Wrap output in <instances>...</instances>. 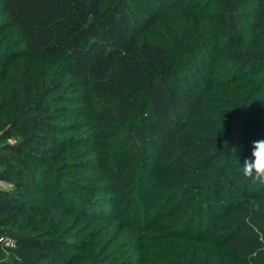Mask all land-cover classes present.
I'll return each instance as SVG.
<instances>
[{
	"label": "trees",
	"instance_id": "trees-1",
	"mask_svg": "<svg viewBox=\"0 0 264 264\" xmlns=\"http://www.w3.org/2000/svg\"><path fill=\"white\" fill-rule=\"evenodd\" d=\"M133 1L4 0V7L34 51L48 56L61 55L66 58L71 72L89 78L90 90L103 103L98 116L99 126L104 130L108 124L120 126L118 132L122 133L120 137H123L124 144L134 148L135 168L148 151L149 157L163 163L162 170L174 175L173 179L167 180L168 183L160 180L150 186L152 194L146 195L145 204L153 199L154 209L145 205L140 213L136 199H125L130 201L126 207L128 221L144 230L151 216L156 218L167 210L168 213L170 210L180 211L187 200L194 205L197 204L196 198L201 196L205 205L212 208L216 205L212 227L208 230L200 227L202 220L193 225L195 213L192 212L181 218L182 223H177L173 232L178 234L179 231L183 238H193L194 242L201 238L219 239L232 251H244L257 240L250 227L236 219L240 216L237 210L242 208L245 200L241 196L248 194L249 190L242 195L226 194L227 197L219 200L220 182L215 177H210L205 183L208 190L206 198L201 193L196 194L201 186L196 182H186L195 180L193 175L204 174L221 157L236 163L238 160L240 166L245 159L252 158L253 142L248 143L242 136L234 139L236 146L242 150V155H237L230 150L231 139L225 133L234 125L236 131V124L241 120L248 123L251 113L246 109L253 90L257 86H262L264 90V76L260 75L261 69H264V33L259 36L256 32V23L259 21L261 24L262 14L257 11L245 22L242 0H215L218 5L209 21L206 15L198 17L200 10L196 3L193 4L194 0H156L153 3L158 5L157 9L170 8L165 15L157 10L156 16L164 15L172 25L167 26L163 37L141 39L144 29L150 25L154 30L164 28L165 24L159 21V24L155 22V26L152 25L155 18L151 8L142 6L143 9L139 10ZM173 8L181 11L191 8L187 20L193 28L185 38L176 37L183 28L182 25L173 27V20L177 19ZM240 30L245 38L250 39L248 45L240 39ZM211 38L214 40L209 45ZM220 38L223 40L220 41ZM199 56L204 61H199ZM218 60L226 62L233 71V78L227 84L221 79L224 75L210 69ZM190 62H196L199 72L206 68L194 84L197 90L198 86L210 90L207 94H200L199 90L197 93L196 90V94L191 95V85H178L177 76L191 65ZM238 75H260V79L255 85L253 79L240 83L242 79H237ZM230 85L233 86V104L237 106L234 115V107L226 99L229 96V89L226 88ZM37 98L40 99L39 94ZM44 98L41 101L37 99L33 105L32 99L26 97L13 110L7 111L9 115H0V179L18 183L32 181L29 186L35 187L34 183L41 180L38 176H50L55 165L63 163L61 150L55 149L60 138L53 133L60 129L58 126L62 122L46 119L42 113ZM212 101L223 102L225 109H217ZM200 108L204 109L203 112ZM197 115L203 116L204 124L209 126L203 134H197L189 127L192 118ZM12 137L16 140L8 141ZM255 139L264 140L263 133L260 132ZM122 170V166L117 170V183L121 182L125 191L128 185L120 178ZM247 182L251 184L254 181L247 179ZM55 187L60 190L62 182H57ZM26 194L20 190L0 189V264H35L46 249L61 254L68 244L64 233L58 236L46 231L30 234L6 227L8 221L34 207L26 200H36L35 195L28 197ZM259 201H264V189L260 191ZM133 206L135 209L131 210ZM261 206L264 208V203ZM209 223V219L205 220L206 225ZM4 235L14 240L13 246L3 243L1 237ZM7 252L14 257L6 256ZM189 262L192 264L191 260Z\"/></svg>",
	"mask_w": 264,
	"mask_h": 264
},
{
	"label": "rangeland",
	"instance_id": "rangeland-1",
	"mask_svg": "<svg viewBox=\"0 0 264 264\" xmlns=\"http://www.w3.org/2000/svg\"><path fill=\"white\" fill-rule=\"evenodd\" d=\"M154 1L156 0L133 1V5L139 10L143 9L142 6L151 8L155 18L152 25L155 22L159 24V21L165 24L164 28L154 30L150 25L144 29L141 39L150 36L154 39L163 37L167 26L172 25L170 20L167 21L164 18L165 12L170 8L165 6L164 10L157 9L158 5H154ZM242 1L243 21L247 22L246 20L257 11L262 14H260L262 26L259 25V21L256 23V32L260 36L264 33V0ZM194 3L200 10L198 17L206 15L210 21L218 5L217 2L194 0ZM157 10L162 11V14L164 12V15L157 17ZM174 10L177 12L174 15L177 19L174 18L176 20H173V27L182 25L183 28L176 37L185 38L187 33L191 34L193 28L192 23L190 24L187 20L188 15L191 14V8L182 11ZM241 32V30L238 32L240 39L245 40L248 45L250 39L245 38ZM242 36L244 38H241ZM213 40L214 38L210 39L209 45L213 43ZM222 40L223 38H220V41ZM8 53L9 55H6ZM202 59L198 57L199 61H204ZM67 64L66 58L61 55L48 56L34 51L26 35L7 14L4 0H0V115L2 117H5L3 114L9 115L7 111L13 110L26 97H30L34 105L39 99L37 98L39 94L40 101L43 96L45 97L42 101L44 105L42 113L46 119L56 123L62 122L58 126L60 129L53 133L60 138L55 149L61 150L64 160L60 166L55 165L50 176L47 174L38 176L41 180L34 183L35 187L29 186L33 184L32 181L18 183L0 179L1 190H20L27 193L28 197H33L32 195L36 197V200L33 198L26 200L29 205L34 204V207L8 221L6 227L30 234L46 231L54 236L62 233L66 235L68 244L64 247L63 253L57 254L51 249H46L35 264H191L189 260L192 264L218 262L237 264L235 261L264 264V218L261 216H264L262 214L264 208L260 206L259 209H254L253 207L258 202L260 191L264 189V186L256 182L248 184L236 161L224 157L217 159L204 174L193 175L195 180H187L186 183L196 182L202 187L196 194L201 193L206 198L205 194L208 190L205 183L210 177H215L220 182L219 200L227 197L226 194H244L245 190H249L248 194L241 196L245 200L242 208L237 210L240 216L236 219L245 226H249L257 240L244 251H232L224 241L219 239L214 241L201 238L198 242H194L193 238L191 240L187 237L183 238L179 235V231H177L178 234L173 232V229L177 228V223H182L181 218L192 212L195 213L193 225L202 220L200 227H206L207 230L212 227L215 221L212 216L216 215L214 209L216 205H213V208L205 205L201 196L196 198L197 204L194 205L187 200L180 211L170 210L168 213L167 210L158 214L156 218L151 216L146 223L148 227L144 230L138 229L136 223L128 221L129 214L126 207L130 201L125 199L133 201L136 199L137 211L140 213L141 207L145 205H151V209H154L153 199L145 204L146 195L152 194L150 186L160 180L168 183L167 180L173 179L174 175L162 170L163 163L149 157L148 151L135 168L134 148L130 144H124L123 137H120L122 133L118 132L120 126L115 123L108 124L106 130L99 126L98 116L103 103L90 90L89 78L74 74ZM190 64L177 76L176 81L178 85H191L193 89L191 95H194L197 90L194 81L199 80L206 68L199 72L195 67L196 62H190ZM210 69L224 75L221 79L226 84L233 78V71L223 60L216 61ZM260 75L264 76V69H261ZM260 75L236 77L242 79L240 83H248L246 79H253L255 85L258 84ZM180 77L190 79L181 80ZM225 87L224 85V89ZM226 89H229V96L226 99L234 107L232 112L234 115L237 106L233 104L231 96L233 86L230 85ZM198 90L200 94L201 92L207 94L210 91L200 86ZM213 101H215L214 98ZM213 101L212 104L214 103L217 109H225L223 102L218 104ZM263 107L264 90L262 86H257L248 101V108L246 107V110L249 109L251 113L248 123L241 120L236 124V131H234V125L225 133L228 139H231L229 145L232 152L242 155L241 147H237L234 140L237 137L242 136L251 143L256 140L260 132L264 135ZM200 110L203 112L204 109L200 108ZM148 121L149 118L146 123ZM191 121L189 127L197 134H203L209 128L207 124H204L203 116L197 115ZM15 140L16 138L12 137L8 141ZM120 166L124 167L120 178L128 185L125 191L121 182L117 183L119 178L117 170ZM57 182H62L60 190L55 187ZM43 183L46 185L43 186ZM212 192L214 193V188ZM202 203H204L203 207ZM132 209L134 210L135 206ZM207 219L211 224H205ZM6 256L14 257L9 252Z\"/></svg>",
	"mask_w": 264,
	"mask_h": 264
},
{
	"label": "clouds",
	"instance_id": "clouds-1",
	"mask_svg": "<svg viewBox=\"0 0 264 264\" xmlns=\"http://www.w3.org/2000/svg\"><path fill=\"white\" fill-rule=\"evenodd\" d=\"M252 158L245 159L243 166H239L242 176L251 179L261 186H264V140L254 141L252 145ZM264 201L256 202L253 207L259 209Z\"/></svg>",
	"mask_w": 264,
	"mask_h": 264
},
{
	"label": "built area",
	"instance_id": "built-area-1",
	"mask_svg": "<svg viewBox=\"0 0 264 264\" xmlns=\"http://www.w3.org/2000/svg\"><path fill=\"white\" fill-rule=\"evenodd\" d=\"M1 240L3 241L4 244H6L8 246L14 245V240L9 235L2 236Z\"/></svg>",
	"mask_w": 264,
	"mask_h": 264
}]
</instances>
